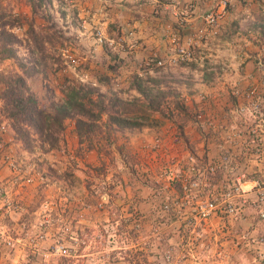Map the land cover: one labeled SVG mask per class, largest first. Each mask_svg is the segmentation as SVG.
I'll list each match as a JSON object with an SVG mask.
<instances>
[{
    "label": "rangeland",
    "instance_id": "obj_1",
    "mask_svg": "<svg viewBox=\"0 0 264 264\" xmlns=\"http://www.w3.org/2000/svg\"><path fill=\"white\" fill-rule=\"evenodd\" d=\"M170 1L172 0H52V5L48 6V12L52 15L51 21L45 22L38 16L33 21V29L42 35L46 32H55L54 38L59 34V41L64 46L58 44L52 46L46 42V53L50 56L46 59V66L42 72L26 77V80L40 105L45 107L52 102H62L60 85L65 77L76 83L93 85L101 91H106L107 87L99 77L108 76L110 89L125 98L130 97V92L126 90V80L135 71L185 81L186 83L173 84L191 114V120L184 124L183 131L192 135H187V143L181 141L188 149H201L198 146L201 142H203L202 147L206 148L211 143L219 152L232 158L236 163L234 173L239 176L243 174L244 182H252L254 179L263 183L261 188L251 183L242 186V192L248 193V196L238 198L240 203L238 214L230 225L233 231L230 234L225 233L223 237L212 236L213 239L210 240L209 237H203L202 233L196 234L186 229L185 232L182 220L177 217L184 235L181 240L182 252L187 258L176 257L180 255L178 248L180 245L171 246L168 242L160 240L159 245L163 250L160 253V260L155 264H170L174 260H184V258L186 263L193 261L191 264H220L221 260H227L228 264H264V41H260L259 32V25L264 23L261 19L264 18V0H229L218 24L207 27L212 40L197 35L198 30L203 26L204 19L201 15L199 21L187 22L180 14V9L177 10L178 5L173 8L176 13H172ZM0 4L7 5L14 15L25 14L29 18L30 7L24 0H0ZM159 4L161 7L158 9ZM207 5V8L201 7L200 14L219 7V0H207ZM61 12L65 13L64 18ZM230 19L236 22L226 33L223 31L227 26L225 21L230 23ZM47 25H51V29H48ZM253 25L254 27L249 29ZM26 27V23H23L21 27L13 29L21 39V43L15 46L19 60L22 63L32 64L29 60V35ZM99 35H102V39ZM181 45L189 46L194 59L169 65L166 62L167 57L173 55ZM63 49L68 51L65 55L62 53ZM113 54L118 56L116 60L111 59ZM154 54L165 63L160 66L153 64L155 62L149 64L147 61ZM121 59H124L125 64H122L118 73L112 72L108 65L120 62ZM0 71L21 74L20 68L13 59L1 62ZM205 72L212 73L209 74L208 81L205 80ZM251 101L256 103L257 107H254ZM166 107L172 113L165 109L167 118L149 127L154 132L150 133L149 142H146L143 148L140 147L145 150L143 152L145 156L149 154L155 158V162H162L163 165L166 160L177 155L171 154L170 149L166 152L162 151L161 155L155 153L160 149L172 148L180 144L171 143V139L173 134L179 136L178 127L182 124L180 117L184 116L176 112L173 105ZM2 122L0 125L3 131L5 128L4 121ZM72 126V120L65 121V150L45 154L38 150L33 155H28V158L21 157L28 163H40V170L45 173V182H39L37 177H34L33 182H27L25 180L27 176L22 173L19 174L22 176L20 183H38L46 189L51 187L53 196L58 195L60 203L66 205L68 201L80 204L85 200L76 195V186L71 183L76 180L82 183L89 178L100 181L105 176L116 180L118 175H121L132 180L149 179L153 182L151 173L137 170V166L140 165V155L138 154V158L137 153L133 152L130 144L127 143V139L121 135L117 136L109 153L97 148L90 150L93 160L86 157L88 160L84 166L83 159L89 151L83 154L80 151L79 155L76 154L78 143L72 132ZM67 134L71 137L70 135L66 137ZM155 136L163 140L159 150L151 147ZM72 138L75 140L74 148ZM68 144L73 150L69 153ZM118 149H121V154L118 153ZM191 151L189 155L194 156V150ZM44 155L54 156L37 158ZM9 160L15 159L10 157L6 162ZM89 163H93L94 166L91 168ZM119 166L126 169L120 171ZM199 166L202 167L203 163H199ZM160 168L157 171V175L161 173L157 177L158 181L164 177L162 167ZM208 172L204 175L207 176L210 185H204L202 197L210 195L212 187H216L217 180L224 176L226 170L218 169L214 174ZM175 186L173 184L172 191L186 197ZM111 188L112 186L110 188L103 186L90 190L93 203L83 202V211L105 210L108 214V222L104 223L105 226H100L105 227L103 228L105 231L103 229L102 231L109 237V242L119 241L118 243L123 245L129 237L137 238L142 234L145 243H150L152 237L145 238L150 234L149 230L143 231V228L148 229L150 226L148 220L136 221L138 217L121 216L120 211H125L121 210L124 204L110 202L108 197L113 198L118 193L113 192L114 189ZM162 194L167 198L168 196L165 195L169 193ZM165 200L167 199L163 201ZM18 205L24 208L22 204L18 203ZM43 205L44 213H50L48 209L52 204L46 201ZM79 210L77 214L81 213L82 208ZM45 219H48L47 215L38 225L51 223V219L47 223ZM226 226L228 227L227 222ZM98 227L99 225L96 226L97 229ZM134 229L137 231L136 234L132 233ZM31 235L37 239L41 237L37 231ZM122 240L123 242H120ZM222 240L235 244L238 246L237 250L226 247V252H223L220 243ZM174 246L176 251L173 250ZM112 253L111 249L105 248L95 255L96 259L100 258L101 261L113 262L117 257ZM167 255L170 256L168 262ZM73 264H84V262L80 260Z\"/></svg>",
    "mask_w": 264,
    "mask_h": 264
},
{
    "label": "crops",
    "instance_id": "obj_2",
    "mask_svg": "<svg viewBox=\"0 0 264 264\" xmlns=\"http://www.w3.org/2000/svg\"><path fill=\"white\" fill-rule=\"evenodd\" d=\"M170 4L172 5V13H176L173 9L176 7L175 5H178L177 10L185 6L188 15L184 19L187 22L199 21L198 18L204 13L202 12L200 14L201 7H208L207 0H172ZM234 11H236V8ZM230 20V23L225 21L227 26L223 31L226 33L236 22L232 19ZM251 27H254V25L250 26L249 29ZM216 31L218 32L217 29ZM248 32L250 33L251 31L249 30ZM210 35L209 33L208 39L212 40ZM2 121L4 120H1L0 123H3ZM3 125L5 128L3 131L0 125V264H69L70 262L73 264V262L75 263L80 260L84 264H155L160 260V253L163 250V247L159 245L160 240L168 242L171 246L173 244L180 245L178 247L180 249V255H176V257L187 258L182 252L181 240L184 235L177 215L175 212H172L171 215L165 214L161 208V204L164 199L172 201L178 197L180 203L183 204L184 212L190 214L196 200L203 195L204 187L210 185V182L204 183L203 185L205 186H201L200 192H193V195H190L191 197L188 196L186 198L172 191V186L175 183L168 180V178L163 177L158 181L157 177L161 173L157 175V171H159L163 163L155 162V158L149 154L145 156L143 154L145 150L140 148H143L145 143L149 142L150 133L153 131L151 128L144 127L141 130L136 129L128 133L127 143L130 144L133 152L137 153V156L138 154L140 155V165L137 166V170L151 173L153 182L149 179L147 181L146 179L132 180L121 175H118L116 180L115 178L114 180L109 179L108 176H105L100 181L89 178L85 181L83 180L84 183H82L76 180V182H71L76 186V195L85 198V200H82L80 204L68 201L66 205H63V203H60V197L58 195L56 197L53 196L51 187L46 189L42 184H24L23 182H19L22 176H19L10 168L9 162H6V159H10V157L11 159L28 158L27 156L29 154L22 148L20 143L14 140L13 132L5 124ZM184 134L187 138L188 134L189 136L192 135L189 132L188 134L187 132ZM69 135L67 134L66 137ZM72 142L74 148L75 140L73 138ZM181 142L182 144L180 143L172 148L160 149L156 151L155 155H161L162 151L166 152L170 149L171 154L180 155L182 158H185L191 150L185 146L183 141ZM165 144L167 145V142ZM202 144L203 142L199 143L198 146L201 149H193V153L198 161L197 163H203L202 168H204L207 164L218 162L223 153L219 152L211 143L206 148L202 147ZM69 146L70 144H68V153L73 151ZM91 153L92 151H89L84 157V166L88 160H86V157L93 160ZM44 156L37 158H48L54 155ZM205 159L207 160L206 164L203 162ZM89 164H91V168L94 166L93 163ZM119 168L120 171L126 169L121 166ZM250 183L245 181L244 185ZM110 185L112 186L111 189H114L113 192H118L113 198L108 195L110 202H122V205L124 204L121 210L123 209L125 211H120L121 216L138 217L139 220L136 219V221L142 220L144 222V219L148 220L150 226L148 229L143 228V231L149 230L150 234H147L145 238L152 237L149 240L150 243H145L141 237L142 234L139 233L137 238L129 237V239L127 238L128 240L125 239L127 242L123 245L122 243H118L119 241H116V243L109 242V237L102 231L105 228L102 226L108 222V214L105 213V210L93 212H89V210L83 211V202L93 203V199H91L93 197L92 191L90 190L96 187L102 188L103 186L110 188ZM163 192L169 193L165 195L168 196L167 198L163 196ZM242 196H248V193H243ZM8 200L12 204H22L24 207L23 210L21 212L11 210L6 205V201ZM46 201L52 204L51 208L48 209L50 213H44L43 202ZM79 208H82V211L80 214H77L80 211ZM46 215L50 216L51 223L39 226L38 224L43 222L42 220ZM232 221L230 219L214 217L204 229L200 227V230L196 234L202 233L203 237H209L210 240L215 237H223L225 233L230 234L233 231L230 227L233 224L231 223ZM131 222H134V220H131ZM226 222L228 227L226 226ZM97 225H99V229L96 228ZM225 229L227 230L226 232L224 231ZM103 230L105 231V229ZM134 230L136 231V229ZM36 231L39 235L41 234V237L38 239L37 237H33L34 235H31V233L34 234ZM135 231H132V233L136 234L137 231ZM29 237H32V239ZM7 241H10L9 245L6 244ZM120 242H123V240ZM220 243L222 244L221 248H223V252H226V247L232 250H237L238 248L235 244H229L223 240ZM60 244L64 246V249L58 253L53 252V247ZM105 248L111 249L117 259L113 262L101 261L100 258L96 259L97 256L95 253ZM173 250L176 251L175 246ZM123 256L124 259H122ZM185 258L184 260H174L170 264H191L193 262L190 260L186 263ZM98 261L99 263H97ZM221 261L222 263L220 264H228L227 260Z\"/></svg>",
    "mask_w": 264,
    "mask_h": 264
},
{
    "label": "trees",
    "instance_id": "obj_3",
    "mask_svg": "<svg viewBox=\"0 0 264 264\" xmlns=\"http://www.w3.org/2000/svg\"><path fill=\"white\" fill-rule=\"evenodd\" d=\"M24 2L30 7L29 18L25 14L14 15L7 5L0 4V63L13 59L21 70V74L0 71V121H5L4 124L13 132L14 140L20 143L29 155L38 150L42 154L65 150L66 120L73 121L72 132L78 143L77 155L80 151L83 154L94 148L109 153L118 135L127 139V133L155 126L161 119L167 118V111L172 113L166 107L169 105H173L176 112L184 115L180 117L182 124L178 127V137L187 143L183 126L191 120V114L173 85L186 83L182 79L135 71L126 80V90L130 92V97L125 98L110 89L108 76L99 77L105 83L106 91H101L93 85L76 83L65 77L60 85L62 102L49 103L48 107L40 105L26 77L42 72L46 66V59L50 57L46 53V42L52 46L58 44L63 47L64 44L59 41V34L54 38L55 32L42 35L33 29V21L38 16L45 22L51 21L52 15L48 12V6L52 5V0ZM159 5L158 9L161 7V4ZM61 14L64 18L65 13ZM23 23L27 25L29 60L32 64L19 60L15 46L21 43V39L13 29L21 27ZM51 27L47 25L48 29ZM259 28L260 41H264V23L259 25ZM117 58V55L111 56V59ZM122 64H125L124 59L108 65V68L118 73ZM205 73L207 80L212 73ZM118 153H122L121 149H118ZM40 167V163H37V168ZM175 185L182 190L180 183L176 182Z\"/></svg>",
    "mask_w": 264,
    "mask_h": 264
},
{
    "label": "built area",
    "instance_id": "obj_4",
    "mask_svg": "<svg viewBox=\"0 0 264 264\" xmlns=\"http://www.w3.org/2000/svg\"><path fill=\"white\" fill-rule=\"evenodd\" d=\"M228 2L229 0H219V7H216L215 9H212L203 15L204 26L201 27L197 32L199 37L207 38L206 27H213L218 24L219 20L222 19L225 13V6ZM180 14L187 16V9L182 8ZM99 37L102 39V35H99ZM67 52V49L62 50L64 55ZM193 59L194 56L189 50V46L181 45L176 49L173 55L167 57L166 62L169 65H175L177 63H184ZM147 62L149 64H151L150 62H155L153 64L156 66H160L165 63L156 54H154L153 57H151ZM251 103L254 105V107H257L256 103H253V101H251ZM171 140V143L173 144L181 143V139H179L177 135L174 136V134ZM162 142L163 140L161 137L155 136L151 147H153V149L159 150L161 148ZM221 156L222 157L218 162L207 164L204 168L200 167L195 156L189 155V153L185 158L180 156L171 157L166 160L162 166L163 176L174 183H180V187L182 189L181 191L186 195V198L190 196V193L192 192H200L201 186L208 182L207 176H205L204 173L209 171L210 173L214 174L218 169L226 170L224 176L217 180L218 182L216 187H212L210 195L206 197L201 196L196 200V203L190 214H186L184 212L183 204L180 203L178 197L172 201H163L162 210L166 212L167 215H171L172 212H175L177 217L182 220L184 228L183 230L185 232L187 230L188 232L192 231L197 233V231L200 230V227L201 229H204V227L214 217L233 220L238 214V205L240 204L238 198L243 195L242 186L244 185V181L242 178L244 175L242 174L239 176L234 173L236 169V163L232 161L230 156H226L224 154ZM9 166L18 175L23 173V175L27 176L25 179L27 182H33L34 177H37V180H40L39 182L41 183L45 182V173L44 171L37 168V163L35 162L28 163L24 161V159L18 158L13 161L9 160ZM262 183L263 182L260 180L254 179L251 182V184L257 186L258 188H261ZM6 205L11 210L16 212H21L23 210L20 205L17 203L12 204L9 200L6 201ZM49 221L50 216L48 215V219H45V223ZM6 244L9 245L10 241H7ZM63 249V245H55L53 247V252L58 253ZM166 260L167 262L170 260L169 255L166 256Z\"/></svg>",
    "mask_w": 264,
    "mask_h": 264
},
{
    "label": "clouds",
    "instance_id": "obj_5",
    "mask_svg": "<svg viewBox=\"0 0 264 264\" xmlns=\"http://www.w3.org/2000/svg\"><path fill=\"white\" fill-rule=\"evenodd\" d=\"M183 8H185V6H183ZM182 8H180V10H181ZM210 11V10H209ZM187 15H188V11H187ZM204 15V14H203ZM203 15H202V17H203ZM186 16H183V18H185ZM203 26H204V21H203ZM202 26V27H203ZM201 28V27H200ZM207 28V27H206ZM206 34H207V38L209 37V32H208V30H207V32H206Z\"/></svg>",
    "mask_w": 264,
    "mask_h": 264
}]
</instances>
